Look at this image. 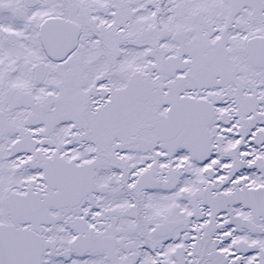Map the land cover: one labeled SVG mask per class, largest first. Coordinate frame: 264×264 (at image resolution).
I'll use <instances>...</instances> for the list:
<instances>
[{
	"label": "snow or ice",
	"instance_id": "1",
	"mask_svg": "<svg viewBox=\"0 0 264 264\" xmlns=\"http://www.w3.org/2000/svg\"><path fill=\"white\" fill-rule=\"evenodd\" d=\"M0 264H264V0H0Z\"/></svg>",
	"mask_w": 264,
	"mask_h": 264
}]
</instances>
